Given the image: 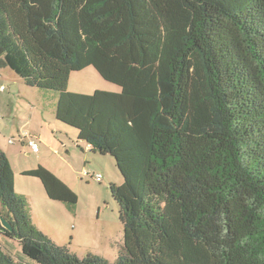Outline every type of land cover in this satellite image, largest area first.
Listing matches in <instances>:
<instances>
[{
  "label": "trees",
  "instance_id": "trees-1",
  "mask_svg": "<svg viewBox=\"0 0 264 264\" xmlns=\"http://www.w3.org/2000/svg\"><path fill=\"white\" fill-rule=\"evenodd\" d=\"M89 66L122 90L70 91L71 73ZM5 68L56 91L55 119L78 130L82 151L113 156L124 177L110 185L124 250L116 262L80 257L35 225L0 147V234L26 257L264 264V0H0ZM26 174L50 199L78 202L47 167ZM0 264L25 263L0 243Z\"/></svg>",
  "mask_w": 264,
  "mask_h": 264
},
{
  "label": "rangeland",
  "instance_id": "rangeland-1",
  "mask_svg": "<svg viewBox=\"0 0 264 264\" xmlns=\"http://www.w3.org/2000/svg\"><path fill=\"white\" fill-rule=\"evenodd\" d=\"M97 89L111 92L122 90L118 84L104 79L94 66L71 73L70 91L91 94ZM48 92L52 93L46 95L47 93L44 92L40 93V96L45 99L47 104L46 112L50 113L53 123L58 125V129H56L57 126L55 128V124L52 123L54 129L50 133L52 139H54L52 142L61 150L58 148V153H56V148H52L53 151H49L44 158L45 164L39 165H43L56 173L77 192L78 202L71 204V207H74L77 211V217L70 223V228L67 230L61 229L60 225L59 228L55 229L48 223L45 219L46 207L36 186L37 184L43 187L42 181L38 177L18 174L15 179L16 191L27 198L36 217L41 216L43 224L38 226L40 230L58 245L68 246L72 253L80 257L94 254L110 262H116L120 253L124 250V226L120 219L119 203L114 198L110 185L111 183L122 184L124 177L116 166V160L113 156L97 152L88 154V152H83L78 147V130L55 119L54 109L58 97L56 98L51 94L58 93L56 91ZM62 128L66 130L61 131ZM10 137L15 140L11 145L18 148V153L16 152L13 160L14 170L21 173L24 165H31L36 154L22 144L18 134ZM61 137L68 143L69 148L63 146ZM81 142L86 145L84 141ZM73 154L81 158H76ZM90 154L94 155L90 156ZM75 160H78V163ZM85 161H88L86 165ZM97 174L102 175V180H97L95 177ZM48 202L54 206L53 212L60 210L61 201ZM3 211L4 207L0 201V215L4 214ZM63 215L62 212L55 213L57 220H65L62 217ZM72 230L75 232L72 233ZM0 243L3 249L16 261H23L25 264H39L23 254L22 245L17 238L0 234ZM24 256L26 259L21 260ZM26 260H29V262Z\"/></svg>",
  "mask_w": 264,
  "mask_h": 264
},
{
  "label": "crops",
  "instance_id": "crops-1",
  "mask_svg": "<svg viewBox=\"0 0 264 264\" xmlns=\"http://www.w3.org/2000/svg\"><path fill=\"white\" fill-rule=\"evenodd\" d=\"M0 74L2 75L0 78V85H7L5 90H0V147L6 152L14 167L13 160L16 152L18 153V148L14 145L12 146L9 140L11 138L10 136H16L17 134L20 136L22 144L27 146L32 153L36 154L35 158L32 159L31 165H24L21 173L15 170L16 176L18 174L27 175V171L35 168L39 164H45L44 158L49 151H53L52 148H56V153H58L57 150H61L60 147L52 142L54 139H52L50 133L51 130L54 129V126L55 128L57 126L56 129H58V125L53 123L50 113L46 112L47 104L38 91L27 86L20 76L10 68L0 70ZM52 123L55 125L53 126ZM30 137L39 142L40 150L38 152L33 151V149L26 143L27 139ZM61 138L63 140V146L69 148L70 146L68 143L63 137ZM73 155L76 156V158H81L75 154ZM75 162L78 163V160H75ZM87 162L88 161H85V165ZM36 186L39 191V196L42 197L43 203L46 207L45 219L48 223L55 229L59 228V225L61 229H69L70 223L77 217V211L75 208L67 205L64 201H61L62 204L60 210L58 212H53L54 206L48 202L53 200L47 196L44 186L41 187L37 184ZM30 208L35 225L37 227L42 225L43 221L41 216L37 218L33 211V207L31 206ZM59 212L64 214L62 217L65 220H57L55 213ZM74 232L75 231L72 230V233Z\"/></svg>",
  "mask_w": 264,
  "mask_h": 264
},
{
  "label": "built area",
  "instance_id": "built-area-1",
  "mask_svg": "<svg viewBox=\"0 0 264 264\" xmlns=\"http://www.w3.org/2000/svg\"><path fill=\"white\" fill-rule=\"evenodd\" d=\"M2 77V75L0 74V78ZM7 88L6 84H1L0 85V90H5ZM15 140L13 138H10L9 142L13 143ZM27 143L28 145L33 149V151L38 152L40 150V144L39 142L34 139V138H28L27 139ZM97 178V180H102V175L101 174H97L95 176Z\"/></svg>",
  "mask_w": 264,
  "mask_h": 264
},
{
  "label": "water",
  "instance_id": "water-1",
  "mask_svg": "<svg viewBox=\"0 0 264 264\" xmlns=\"http://www.w3.org/2000/svg\"><path fill=\"white\" fill-rule=\"evenodd\" d=\"M2 225L8 230H13V226L11 222L7 220L6 218H2Z\"/></svg>",
  "mask_w": 264,
  "mask_h": 264
}]
</instances>
